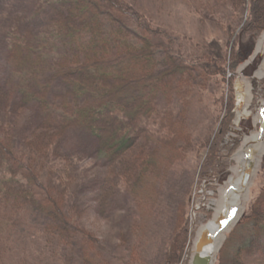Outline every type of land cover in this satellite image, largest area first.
Segmentation results:
<instances>
[{
	"label": "trees",
	"instance_id": "trees-1",
	"mask_svg": "<svg viewBox=\"0 0 264 264\" xmlns=\"http://www.w3.org/2000/svg\"><path fill=\"white\" fill-rule=\"evenodd\" d=\"M193 2L204 24L232 32L250 11L241 37L250 43L264 32V0ZM7 12L0 30V264L11 263L23 238L41 241L37 264H133L101 243L83 220L84 175L69 152L70 134L83 124L99 136L110 167L99 180L106 212L125 180L136 192L153 193L176 162L172 152L211 142L207 166L223 172L224 142L237 118L235 94L215 143L198 140L190 113L198 91L219 95L229 81L233 85L230 55L179 52L177 40L131 0H14ZM242 54L238 46L237 71ZM36 112L40 116L29 124ZM182 214L179 232L157 264L183 263L191 218ZM243 228L245 244L230 264H264V195ZM94 250L112 256L96 263Z\"/></svg>",
	"mask_w": 264,
	"mask_h": 264
},
{
	"label": "rangeland",
	"instance_id": "rangeland-1",
	"mask_svg": "<svg viewBox=\"0 0 264 264\" xmlns=\"http://www.w3.org/2000/svg\"><path fill=\"white\" fill-rule=\"evenodd\" d=\"M131 1L149 15L156 26L163 28L177 40L175 46L179 52L190 56L208 53L225 54L226 57L230 55L231 73H239L238 76L234 74L231 76L234 77V82L232 85L229 81L228 85H230L227 86L226 93L221 92L216 95V89L195 93V105L191 109L190 119L198 140L212 138L214 143L216 142L224 121L231 112L232 94H235L237 100L235 109L237 118L235 126L224 142L222 160L226 165L223 172H221L222 168L216 170L215 167L207 166L213 150L211 142L206 148L204 146L191 151L183 150L182 153L172 152L173 157L178 155L176 162L162 179L158 178L159 183L156 184L158 186L154 188L153 193L142 187L136 192L131 181L125 180L110 212L101 209L99 187L102 173L110 168L108 157L101 154L98 149L99 136L89 127L77 124L70 134L68 147L69 152L81 165L84 175L80 188L82 194L80 199L86 208L83 220L102 239L101 243L104 242L109 246L108 249L112 247L118 253L124 252L125 259L132 257L133 264H157L163 260L162 258L168 252L167 249L170 248V244L179 232L183 220L182 213L185 212L187 217L191 218L188 226L191 243L182 264H195L199 242L206 227L216 219L227 223L224 217L227 192L234 185L233 178L241 177L244 173L241 152L252 134L247 131L248 128L237 129L240 126L244 110L243 98L246 93L248 106L245 109L252 110L254 115L262 119L254 133L264 130V77L244 76V69L250 65L247 56L252 54L253 48H256L253 51L255 53L253 57L258 55L264 43V32L250 43L249 39L241 37L251 14L250 11L244 21L238 20L237 30L231 32V27L217 26L214 23L204 24L202 16L194 8L193 0ZM13 3L14 0H0V30L2 31L1 20L8 14L7 11L12 9ZM160 39L165 42L164 37ZM166 40L169 42L168 36ZM237 45L243 53L238 71L232 64L233 61L235 62L234 52L238 48ZM161 53L163 58L167 57V49H163ZM38 116L40 112L32 113L29 124L37 120ZM239 141L242 142L240 147H238ZM235 147H238L237 151L233 150ZM263 195L264 160L256 175L247 208L240 222L229 231L228 239L217 255V264H230L238 255L240 248L245 244L242 238L244 228L241 230L240 228L253 204ZM40 242L35 238L32 240L23 238L18 245V254L15 256L12 254L10 264H37V257L41 250V245L38 244ZM92 245L97 246L95 241ZM92 253L91 261L96 263L104 262L105 257L110 259L112 256L109 252L105 254L96 250Z\"/></svg>",
	"mask_w": 264,
	"mask_h": 264
},
{
	"label": "bare ground",
	"instance_id": "bare-ground-1",
	"mask_svg": "<svg viewBox=\"0 0 264 264\" xmlns=\"http://www.w3.org/2000/svg\"><path fill=\"white\" fill-rule=\"evenodd\" d=\"M259 58L264 56V43L261 46L260 52L258 53ZM257 58V57H256ZM256 58L253 60L255 61ZM261 77H264V69L261 71ZM248 95L247 93L243 98L242 116H252L253 111L245 109L248 106ZM264 110V109H263ZM264 114V111H263ZM264 117V116H263ZM262 121L261 117H258V123ZM239 129H243L240 126ZM264 160V130L253 133L248 137L247 144L241 152V162L243 164L244 173L241 177L235 176L233 178V187L230 188L226 195V209L224 211V217L227 223H224L220 219L213 220L207 227L206 230H212L217 237L214 244L209 247L208 254L217 259V255L223 249L226 240L228 239V233L233 227L238 224L242 218L243 212L247 208L248 200L251 198L253 193V186H247L245 183L246 173L248 169L252 167H258L262 165ZM214 264H217L214 263Z\"/></svg>",
	"mask_w": 264,
	"mask_h": 264
},
{
	"label": "water",
	"instance_id": "water-1",
	"mask_svg": "<svg viewBox=\"0 0 264 264\" xmlns=\"http://www.w3.org/2000/svg\"><path fill=\"white\" fill-rule=\"evenodd\" d=\"M256 48H253L255 51ZM251 58L250 55L247 56V59ZM264 66V57L257 58L256 62L251 65L247 70L246 74L253 77H261V70ZM245 125H249L248 131L252 134L258 128L256 117L252 118L250 121H244ZM259 171L258 167H252L248 169L246 173L245 183L247 186H253L255 183L256 175ZM217 240L216 234L212 230H205L204 235L199 242L198 257L195 261V264H214L216 263V258L208 254L209 247L214 244Z\"/></svg>",
	"mask_w": 264,
	"mask_h": 264
}]
</instances>
